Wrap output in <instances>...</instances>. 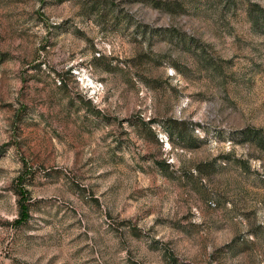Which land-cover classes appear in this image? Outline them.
I'll use <instances>...</instances> for the list:
<instances>
[{
    "label": "rangeland",
    "instance_id": "obj_1",
    "mask_svg": "<svg viewBox=\"0 0 264 264\" xmlns=\"http://www.w3.org/2000/svg\"><path fill=\"white\" fill-rule=\"evenodd\" d=\"M261 9L0 0V264H264Z\"/></svg>",
    "mask_w": 264,
    "mask_h": 264
},
{
    "label": "trees",
    "instance_id": "obj_2",
    "mask_svg": "<svg viewBox=\"0 0 264 264\" xmlns=\"http://www.w3.org/2000/svg\"><path fill=\"white\" fill-rule=\"evenodd\" d=\"M261 13H262V16H264V10L261 9ZM168 132H169L170 136H172V134H173L172 129H168Z\"/></svg>",
    "mask_w": 264,
    "mask_h": 264
}]
</instances>
